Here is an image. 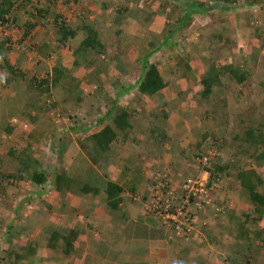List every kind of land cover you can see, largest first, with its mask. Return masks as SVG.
<instances>
[{
    "label": "crops",
    "instance_id": "crops-1",
    "mask_svg": "<svg viewBox=\"0 0 264 264\" xmlns=\"http://www.w3.org/2000/svg\"><path fill=\"white\" fill-rule=\"evenodd\" d=\"M14 1L5 30L8 47L35 54L31 66L24 55L15 63L27 73L25 81L39 74H49L50 81L48 90L30 93L28 82L22 88L14 81L13 93L20 95L18 103L13 100L18 113L9 120L0 115V135L17 128L11 118H18L28 148L24 155L18 144L11 146L18 149L16 156L0 160V174L22 175L21 180H0V226L13 222L8 241L0 243V264H175L178 253L146 203L153 194L151 180L165 174L180 175L179 181L208 177L213 163L226 164L219 148L225 135L219 134L226 130V112L237 109L231 97L240 87L229 76L221 77L220 65L232 57L244 65L243 59L251 57L244 52L261 58L262 63H250L254 68L264 64L263 11L260 20L252 21L259 10H219L215 4L220 0H206L213 8L191 16L186 2L169 0ZM31 3L37 8L32 10ZM29 21L35 26L14 47L10 34L21 36ZM249 23L263 28L256 33ZM61 24L73 31L62 41L57 31ZM218 33L222 36L217 40ZM149 66L155 68L154 75L148 74ZM206 79L217 83L210 97H224L227 106L218 108L204 99ZM245 95L242 92L239 100ZM120 109L128 115L124 132L116 130L113 119ZM107 125L115 137L94 162V153L81 149L78 140ZM32 171L47 173V181L35 183ZM236 173L230 167L227 173H214L216 196L225 203L221 208L248 206L238 204L239 194L247 192ZM110 182L122 190L107 195ZM215 205L206 206L201 217L205 234L218 236L206 238L213 245L223 241L226 226L233 228L231 236L239 226L233 221L235 212L231 220L221 215L217 221ZM206 222L214 226L212 232ZM201 232L187 237L188 244H195Z\"/></svg>",
    "mask_w": 264,
    "mask_h": 264
},
{
    "label": "rangeland",
    "instance_id": "rangeland-1",
    "mask_svg": "<svg viewBox=\"0 0 264 264\" xmlns=\"http://www.w3.org/2000/svg\"><path fill=\"white\" fill-rule=\"evenodd\" d=\"M181 2V0H173L171 2ZM170 3V2H169ZM171 4V3H170ZM30 8H37V6H33L32 3L31 5H29ZM33 6V7H32ZM256 6H260L259 4H256ZM240 8V7H237ZM240 9H236L235 11H237L239 14H245L244 10ZM33 10V9H32ZM6 28H8L7 26H2L0 29V33L2 35V37L4 38L7 34H5V30ZM13 28V27H12ZM8 30V29H7ZM11 35V39L14 43V47L20 46L21 45V36L20 33L18 32H14V35ZM13 36H15L16 38H14ZM20 40V43H18V41ZM245 43V42H244ZM9 42H7L6 49L3 51V53L0 55V97L3 99L0 103V115L3 117V119H7L9 120L10 115H13L15 112L18 113V110L16 109L15 106V102L13 100H15L17 103L19 102V98L20 95L17 93H13L14 90L12 87V84L9 83L7 85H3L1 83V77L5 74H7V72L5 73V71L3 70V57L7 58L9 61H11V59H13V62L15 63V59L17 60V57L23 56L25 57V59H27L28 61V65L31 66V64L33 63V59H35L33 55V53H29L31 50L28 49L25 51V48L20 47L18 49V51L16 50H11L8 47ZM19 44V45H18ZM244 46L248 49L249 46L247 44H244ZM245 48V49H246ZM244 54L247 55H252L253 52H244ZM263 55V54H262ZM29 57V60H28ZM257 61L259 63H262L261 58H259L258 56L256 57ZM264 64H262L259 68V74H261L264 78V68H263ZM24 68H26L27 66H23ZM3 70V71H2ZM256 71V70H255ZM4 72V74H3ZM257 72V73H258ZM254 77L256 78V74L254 75ZM254 80V79H253ZM252 79H250L247 83L245 82L244 85L242 86V88H236L235 90H233L234 92H239L240 94L243 92V94H245L246 92L249 93V97H248V93H246L244 99L242 100L245 106V112H246V116H248V120H254L255 123L261 121L264 123V86H260V87H256L253 88V84L255 82H253ZM16 81L18 84H20L22 86V88L25 87L26 83L28 81H25L24 78H16ZM12 82V81H11ZM11 86V87H10ZM27 88V86H26ZM8 90H13L12 94H7ZM254 93H258V95L256 96ZM233 105V104H232ZM23 106V105H22ZM234 108H236V106H234ZM20 111V110H19ZM22 112V111H20ZM25 113V112H23ZM250 118V119H249ZM11 123L15 125L13 131H10V133L5 132V135H0V138L5 139L6 141H8L10 144H8L7 142H2V140H0V160L1 157L4 156H10V157H15L16 156V151L18 149H12L11 146L16 147L17 144L19 145V148L22 149V152L24 153V155L28 152V148L24 147L23 143L25 142L23 137H20L21 134H23L24 128L21 126L20 121L18 120V118H11ZM249 124L248 122L245 123V125ZM2 133V132H1ZM234 133V131H232L230 133V135L232 136ZM10 134V135H8ZM228 129L225 130V132H221L219 134V136H224L227 135L228 137L226 138L227 140L230 139L229 135H228ZM23 140V141H22ZM10 145V146H9ZM9 146V147H8ZM263 148V146L261 147ZM262 150V149H261ZM9 151H13L12 154H9ZM264 151V148H263ZM223 161V158L221 159ZM258 161H255V159L250 156L246 157V156H242V158H240V165L239 167L236 166V164H233L231 162L230 168L233 172H236L239 168L243 170H254L256 172V174L262 178L263 183L259 184L256 188V191H258L259 193L264 194V156L262 159H258ZM169 168V167H168ZM156 169V168H155ZM167 169L164 168V170H162V168L157 167L156 170H161L163 172H165V170ZM171 170V169H170ZM257 170V171H256ZM177 172H180L179 170H176ZM180 176V175H179ZM178 175H174L173 177L170 175H161L158 177L160 179L157 178H153L151 180V184H152V189H153V194H151L150 197H148V199L146 200L147 206H149L150 210L149 212L153 211L154 214L157 213L156 211V206L155 205H161L162 201L168 199L169 193L168 194H163L162 191L159 192V196L158 199L155 203H153V198L154 195L156 194V192L154 190H156L158 187H160L162 190L165 188L166 191L170 190L171 192H182L183 191V184L185 181H187V179H189V177L187 179H182L181 181H179L180 178ZM175 180H172V178ZM217 185H214L212 190H210L208 188V193H209V197H206V200H209L210 198V202L213 201V199L215 200L216 207L220 208V210L218 211L216 217V220L219 221L218 219L221 218V215H224L223 217H226L227 219L231 220L232 219V215L233 213H237L235 216L236 218L233 219V221H245V223H250V229H246V226H238V228H236L234 231L236 232V235L231 236V232L233 231V228L226 226L224 231L221 234L222 236H225L224 238H220V240L223 239V241H218V242H213L214 245L209 242L208 243V239H206L207 237L210 238H217L218 236H207L205 234V232L203 231V228H201V225L203 226L204 222L203 219L201 218L203 213L206 212L205 208H209V207H203L199 210L196 209H191L192 207H188V210L191 212L189 215V218L186 220V222L189 224V226H191V230L188 233H184V234H176L174 232L175 227L173 228L174 224L169 223L168 225L162 224L161 219H159L161 225L164 227L163 230L167 231V236L169 239H171L172 245L171 248L174 249L173 251L176 253H178L179 258L176 260L175 264H191L190 262L193 263H197V264H264V214L262 219H256L253 220V217H250V220H247L244 218L245 214H250L252 213L250 211V201H249V197H248V193L242 192V194H239L238 197V204L240 205H244L246 202L248 203L247 208H237V206L232 207L231 203L228 202L229 205L228 207H224L221 208V206L225 205L224 201L222 199H218L217 198V191H219V188ZM173 190V191H172ZM157 197V196H156ZM228 200V199H227ZM220 202H223V204H219ZM211 204V203H210ZM210 204H206V205H210ZM215 205V204H214ZM191 209V210H190ZM224 209H230L232 211L231 215L229 214H225ZM194 210V211H193ZM249 210V211H248ZM152 212V213H153ZM249 212V213H247ZM206 215V214H204ZM212 215V213H211ZM215 217H213L215 219ZM201 218V219H200ZM200 219V220H199ZM200 221V222H199ZM157 223V221H155ZM209 222H206L205 226L207 227L208 232H212L214 229V226H209L210 224H208ZM231 223V222H229ZM228 223V225L230 226V224ZM13 224L12 220H9L8 222H5L3 224H1L0 226V243H5V241L7 242L8 239L6 238V234L8 232V228ZM241 227V230H238ZM9 230L11 231V228H9ZM199 230L202 231L201 233V238H199L195 244H188V240L187 237L191 236V234L194 233V231ZM217 230V229H216ZM140 231H144V229H140ZM220 232V231H219ZM218 232V233H219ZM23 233H20L19 235H21ZM140 236H145L144 232H140L138 233ZM230 234V235H228ZM184 236V241L185 242H175V240H173V238L175 237H181ZM247 237V238H246ZM234 239H236L237 243L234 242ZM140 240H144V239H140ZM241 240V243H240ZM137 245L141 248H144L143 245H141V243H137ZM147 246V245H146ZM40 247L42 248L43 245H40ZM218 251V252H217ZM44 252L43 250H41L39 253ZM224 258V259H223ZM189 259V260H187ZM173 260H171L172 262Z\"/></svg>",
    "mask_w": 264,
    "mask_h": 264
},
{
    "label": "trees",
    "instance_id": "trees-1",
    "mask_svg": "<svg viewBox=\"0 0 264 264\" xmlns=\"http://www.w3.org/2000/svg\"><path fill=\"white\" fill-rule=\"evenodd\" d=\"M173 0H169L171 2ZM182 3L186 2L185 8L187 9L188 15L191 16L193 13H202L204 11L209 10L210 8H213L212 5L206 6V0H181ZM14 0H0V29L2 26H8V23L10 22L11 18V12L13 10L14 6ZM220 0L217 2L215 5L216 7L220 10H224L225 8H230V9H236L237 7H240L244 9L245 14L246 10L249 8L248 6L254 7L253 9L259 10L258 12H255L254 14V19H250L252 21L260 20L263 17L264 13V0ZM256 4H259L260 6H256ZM239 9V8H238ZM124 10H126V7H124ZM260 13V16L258 14ZM261 17V18H260ZM13 20V19H12ZM35 26V23H32V21L26 22L23 25L22 29V34H21V39H25L32 29V27ZM249 28L253 29L254 32L259 33L263 27L254 26L250 25L249 23ZM58 33H60V41L66 40L70 34L73 33L69 28H67L64 24H61L59 28L57 29ZM222 36L221 33H218L216 37L217 40ZM212 38V40L214 39ZM211 40V42H212ZM9 42L7 37H2L0 33V55L3 53V51L6 49V44ZM83 44L85 46H88L89 44L84 41ZM231 58V57H230ZM252 58V59H250ZM254 61L256 62L257 59L255 56L249 57V58H244L243 63L244 65H240V62L237 60L235 61L233 57L229 59L224 65H220V74L221 77L229 76V79L233 81L235 80L240 88L244 85V83L248 82L250 79H254L253 82H255L252 86L253 88L264 86V78L261 74H259V68L261 65H259L258 68H254L255 65H250V63ZM3 70L7 74L5 75L3 72V76L1 77V83L5 86L9 83H13L16 81V78H25L27 76V73L19 66V64L12 63V61H9L7 58L3 57ZM150 69L148 71L149 73H152L153 75L156 73V70L153 66L147 67ZM2 70V71H3ZM256 70V71H255ZM258 72V73H257ZM256 74V78L254 75ZM49 74H44L42 76L39 75H32L28 79L27 83V88L26 91L28 93L32 92L33 89L35 90H48V84H49ZM222 79V78H221ZM12 81V82H11ZM212 81V80H211ZM208 81L207 79L204 81V89L202 90V96H204V99L207 102L211 101V104H216L215 107L218 108H223L224 106H227V101L225 100L224 97H220L217 99L211 98V94L213 92L214 86L217 85V83ZM226 90H228L229 85L225 86ZM153 89V88H152ZM243 90V88H242ZM248 93V92H246ZM234 95L231 97L232 98V106H237L236 110H230L227 111L225 116L223 117L225 121L223 124L226 125V129H228V135L230 137L229 140L226 138L228 137L225 135L220 142L221 144L219 145V148H222V152L224 154V159L225 156L227 157L225 159L226 164H215L213 163L212 168H209L210 170V179L208 180V186L211 185L213 187L214 185L217 184V180L215 181V174L217 172H225L227 173L228 167H230L231 162L233 164H236L237 167L240 165V158L242 156H250L251 158L253 157L255 161H258L257 158L262 159L264 156V123L259 121L257 123L254 122V120H248V116H246L245 112V106L242 100H239L240 93L234 92ZM256 96L258 93H254ZM249 97V93L247 94ZM244 99V98H243ZM214 101V102H213ZM127 112L124 109H120L117 111V113L114 116V120L116 122V130H122L124 132V129L127 125L126 118H127ZM250 119V118H249ZM248 122L249 124L245 125V123ZM234 131L233 135L231 136L230 133ZM205 135L204 138L206 139ZM114 131L109 127L108 125L105 126L102 130L93 133L89 136H87L84 139L78 140V145L80 146L81 149H83L86 153L91 154L94 153V162H98V160L102 157V155L107 152L110 147L108 146L109 143L111 142L112 139H114ZM214 141H218V138L216 135L211 136ZM263 146V148H261ZM262 149V150H261ZM225 151V152H224ZM13 151H9V154H12ZM222 161V160H221ZM243 168V167H242ZM238 169V173L235 175L237 178L240 179V184L242 188L248 193L249 201H250V211L252 213L250 214H245L244 218L247 220H250V217H253V220L256 219H262L263 214H264V194L259 193L256 191V187L259 184L263 183V180L261 177H259L254 170L248 169V170H243V169ZM215 173V174H214ZM11 177L17 178V180L22 179V175L20 173H2L0 174V180H8ZM48 174L44 172H36L32 171V177L31 180H33L35 183H45L47 181ZM122 189L114 183H108L106 187V193L107 195L112 196L114 193L118 194ZM156 195L159 194L160 191L163 192V194H168L169 190L166 191L164 188L163 190L158 187L156 190H154ZM170 195V194H169ZM172 196V195H171ZM176 196V195H174ZM173 197V199H175ZM177 200V199H175ZM249 211V210H248ZM249 213V212H247ZM155 217L157 219H160L159 215L156 213ZM230 219V218H229ZM219 220V219H218ZM220 221V220H219ZM237 224L240 226H246V229H250L249 224L250 223H245V221H237ZM238 228V227H237ZM241 230V227L238 229ZM182 238L184 236H181ZM247 238V237H246Z\"/></svg>",
    "mask_w": 264,
    "mask_h": 264
},
{
    "label": "built area",
    "instance_id": "built-area-1",
    "mask_svg": "<svg viewBox=\"0 0 264 264\" xmlns=\"http://www.w3.org/2000/svg\"><path fill=\"white\" fill-rule=\"evenodd\" d=\"M207 178L206 176L190 177L184 182L182 192L169 190L168 199L162 201L161 205H155L162 224H174L173 228L175 227L176 234L188 233L191 230V226L186 222L191 213L188 207L200 211L206 204H210V198L206 200V197H209ZM171 195H176L174 198L177 200L173 199ZM156 196L153 198V203L159 200V195Z\"/></svg>",
    "mask_w": 264,
    "mask_h": 264
},
{
    "label": "clouds",
    "instance_id": "clouds-1",
    "mask_svg": "<svg viewBox=\"0 0 264 264\" xmlns=\"http://www.w3.org/2000/svg\"><path fill=\"white\" fill-rule=\"evenodd\" d=\"M210 179V176L208 175V178H207V184H208V180ZM207 187L210 189V190H212V188L213 187H211V185L210 186H208L207 185ZM211 204L210 205H214L215 204V200L213 199V201L212 202H210ZM210 205H205V206H210ZM216 206V205H215ZM216 209H218V210H220V208H218V207H216Z\"/></svg>",
    "mask_w": 264,
    "mask_h": 264
}]
</instances>
